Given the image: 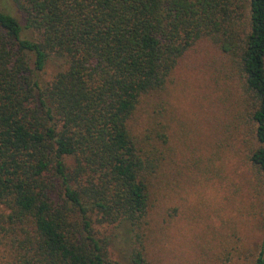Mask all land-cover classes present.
<instances>
[{"label": "trees", "instance_id": "16d2710c", "mask_svg": "<svg viewBox=\"0 0 264 264\" xmlns=\"http://www.w3.org/2000/svg\"><path fill=\"white\" fill-rule=\"evenodd\" d=\"M9 1L21 21L0 8V229L14 264H148L160 153L129 121L199 38L243 75L264 178V0ZM50 58L61 66L42 84Z\"/></svg>", "mask_w": 264, "mask_h": 264}, {"label": "rangeland", "instance_id": "374dc122", "mask_svg": "<svg viewBox=\"0 0 264 264\" xmlns=\"http://www.w3.org/2000/svg\"><path fill=\"white\" fill-rule=\"evenodd\" d=\"M3 5L21 21L9 0ZM60 66L46 60L40 83ZM251 107L239 68L206 38L178 58L162 89L139 99L130 130L160 153L147 181L148 264H257L260 250L264 264V178L248 160ZM8 235L0 229V264H14Z\"/></svg>", "mask_w": 264, "mask_h": 264}]
</instances>
